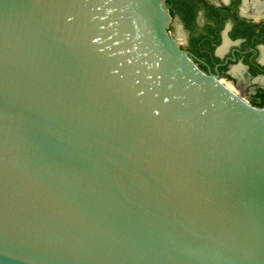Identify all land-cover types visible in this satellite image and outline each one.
Instances as JSON below:
<instances>
[{"label": "water", "instance_id": "95a60500", "mask_svg": "<svg viewBox=\"0 0 264 264\" xmlns=\"http://www.w3.org/2000/svg\"><path fill=\"white\" fill-rule=\"evenodd\" d=\"M166 0H0V264H264V106Z\"/></svg>", "mask_w": 264, "mask_h": 264}, {"label": "flooded vegetation", "instance_id": "af4514ba", "mask_svg": "<svg viewBox=\"0 0 264 264\" xmlns=\"http://www.w3.org/2000/svg\"><path fill=\"white\" fill-rule=\"evenodd\" d=\"M169 31L198 66L264 106V0H166Z\"/></svg>", "mask_w": 264, "mask_h": 264}]
</instances>
